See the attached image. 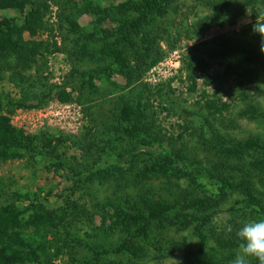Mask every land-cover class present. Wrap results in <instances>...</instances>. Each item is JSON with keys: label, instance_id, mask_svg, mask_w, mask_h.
<instances>
[{"label": "rangeland", "instance_id": "rangeland-1", "mask_svg": "<svg viewBox=\"0 0 264 264\" xmlns=\"http://www.w3.org/2000/svg\"><path fill=\"white\" fill-rule=\"evenodd\" d=\"M256 22L264 0H0V264H232L264 220Z\"/></svg>", "mask_w": 264, "mask_h": 264}, {"label": "clouds", "instance_id": "clouds-1", "mask_svg": "<svg viewBox=\"0 0 264 264\" xmlns=\"http://www.w3.org/2000/svg\"><path fill=\"white\" fill-rule=\"evenodd\" d=\"M253 30L264 36V22H256ZM236 236L239 241V252L232 264H247L249 257L258 260L259 264H264V220L245 224Z\"/></svg>", "mask_w": 264, "mask_h": 264}, {"label": "trees", "instance_id": "trees-1", "mask_svg": "<svg viewBox=\"0 0 264 264\" xmlns=\"http://www.w3.org/2000/svg\"><path fill=\"white\" fill-rule=\"evenodd\" d=\"M11 29L10 27H6L5 31H3L2 29H0V47H4V46H7L8 45V39L7 37L5 36L6 33L10 32ZM12 140H18L17 137L15 136H11ZM5 139V138H4ZM24 145L29 146V147H32V143L30 140H26L24 142ZM13 224L12 221L11 223L7 222V217L5 218V220H3L2 218H0V240L3 241L4 239L8 238L6 235L7 234H10V232L8 231L9 228L10 230H12L13 228Z\"/></svg>", "mask_w": 264, "mask_h": 264}]
</instances>
